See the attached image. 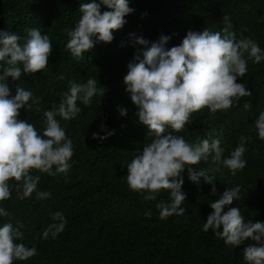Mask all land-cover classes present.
Instances as JSON below:
<instances>
[{
  "label": "trees",
  "instance_id": "1",
  "mask_svg": "<svg viewBox=\"0 0 264 264\" xmlns=\"http://www.w3.org/2000/svg\"><path fill=\"white\" fill-rule=\"evenodd\" d=\"M87 2L90 0H0V31L20 36L22 45L26 29L38 28L52 44L45 69L33 74L22 71L18 81L8 78L12 95L17 85L33 93L28 102L31 109L21 108L18 119L27 120L42 135L44 112L58 107L70 80L86 83L96 79L97 87L105 91L103 96H93L88 106L77 100L81 111L74 118L56 117L73 145L67 173L49 175L33 169L30 174L40 177L36 191L21 199L13 190L9 199L0 201V207L11 214L0 216V226L6 222L22 225L24 239L16 243L37 250L28 260H14L13 264H248L243 249L254 241L226 245L211 229L203 231V224L212 212L210 203L225 189L237 186L241 198L228 207H239L245 222H264V140L254 129L264 111V61L247 60L246 74L237 78V83L251 91L250 96L240 97L227 110L212 113L205 107L192 113L180 132L167 129L193 145L219 139L222 160L239 146L241 136L250 139L242 157L246 166L235 175L222 163L216 164L214 154L197 165H186L180 174L186 196L181 207L186 210L165 219L160 218L156 204L170 201L168 190H160L156 200H144L146 192L133 191L127 184V164L152 137L139 123L138 109L125 91L123 78L128 63L144 47L134 42L133 33L149 45L161 35L169 36L166 48H170L178 46L188 31H220L227 16L237 38L248 37L264 50V0H128L134 12L124 17L127 22L122 28L112 32L113 40L97 42L77 58L66 48V30L75 27L82 15L80 5ZM110 10L101 5V12ZM120 108L127 109L125 116H120ZM102 124L113 135L102 141L93 139V133L106 135ZM189 167L207 170L215 177V195L211 194L213 185L203 178L199 184L188 179ZM37 192L50 196L40 199ZM56 212L62 213L66 225L55 238L50 234L45 239V228L59 223L52 218Z\"/></svg>",
  "mask_w": 264,
  "mask_h": 264
},
{
  "label": "clouds",
  "instance_id": "2",
  "mask_svg": "<svg viewBox=\"0 0 264 264\" xmlns=\"http://www.w3.org/2000/svg\"><path fill=\"white\" fill-rule=\"evenodd\" d=\"M101 5L111 10L101 12ZM79 11L82 15L75 27L66 30L69 37L66 48L77 58L97 42L110 43L112 32L123 27L127 22L124 17L134 9L129 7L128 0H90L82 3ZM223 22L220 31L212 32L207 28L202 32L188 31L178 46L170 48H166L169 36L161 35L149 45L146 39L131 34L134 42L144 47L128 63L123 83L138 109L139 123L147 128V135L152 139L127 164V184L133 191L146 192L144 200H156L160 190L169 191L170 201L156 204L161 219L173 214L183 215L186 210L181 207L186 196L181 191L183 178L180 176L186 165H197L214 154L213 161L218 165L222 163L235 175L247 163L242 157L246 151L244 144L250 137L241 136L239 146L229 158L222 160L219 139H211V142L204 139L193 145L182 136L167 131H182L190 122L191 114L205 107L212 113L227 110L240 97L251 95L244 83L236 81L246 74L247 60L254 63L264 61V50L248 37L237 38L227 16ZM26 31L27 38L22 45L20 36L0 31V201L9 199L13 190L21 199L36 191L40 177L30 174L33 169L49 175L67 173L73 145L56 117L72 119L81 111L77 100L88 106L93 96L105 93L104 87H97L96 79L90 78L86 83L70 80L68 91L61 94L58 107L44 112L42 135L33 124L18 119L21 108L31 109L32 104L28 102L33 99V93L17 85L12 95L8 78L18 81L22 71L25 74L41 72L47 67L52 52L48 35H42L38 28ZM38 102L33 100V103ZM119 114L125 116L127 109L120 108ZM100 128L106 131L103 124ZM254 129L259 139L264 140V111L255 120ZM111 135L113 132L110 131L104 136L93 133L92 138L102 141ZM201 178L204 183L213 185L211 194L215 195V177L208 175L207 170L188 168L190 181L199 184ZM9 181L15 184L10 185ZM239 193L238 186L225 189L215 202L210 203L212 212L203 224V231L211 229L217 238L234 247L246 240L254 241L243 249L244 260L248 264H264V222H245L239 207H228L241 198ZM49 196L50 193L37 192L40 199ZM10 215L0 207V216ZM52 218L59 223L45 228V239L50 234L55 238L66 225L62 213H53ZM20 227L22 225L14 227L11 222L0 226V264L25 261L37 254L35 246L16 243L24 239Z\"/></svg>",
  "mask_w": 264,
  "mask_h": 264
}]
</instances>
